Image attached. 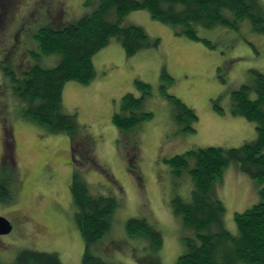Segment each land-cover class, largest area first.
<instances>
[{"label":"rangeland","instance_id":"obj_1","mask_svg":"<svg viewBox=\"0 0 264 264\" xmlns=\"http://www.w3.org/2000/svg\"><path fill=\"white\" fill-rule=\"evenodd\" d=\"M244 1L264 18V0ZM99 3L0 0V15H6L0 17V185L10 192L0 200V216L13 226L0 235L1 264H15L25 249L56 252L63 264H81L85 241L72 201L75 174L92 196H112L118 202L110 231L92 247L95 255L108 264H178L187 250L185 238L195 233L174 212L172 200H191L195 183L189 168L177 175L166 159L205 147H239L257 137L254 122L232 114V93L254 82L251 70L264 74V33L254 30L248 18L237 28L194 25L201 39H192L148 10L133 11L122 26L143 28L158 46L128 56L113 38L94 56L93 80L66 83L63 111L76 115L75 131L53 132L26 116L25 102L13 93L4 67L21 78L31 65L56 66L60 56L41 52L38 30L76 22ZM164 70L173 78L170 84L163 79ZM137 80L151 87L141 111L152 116L120 129L113 116L124 95L141 96ZM165 83L168 94L198 115L195 132L183 131L184 125L174 119V103L162 92ZM234 165L224 170L211 192L225 205L224 227L237 236L235 215L261 201L264 182L237 172ZM131 218L146 219L155 227L162 234V248L153 249L144 235L129 236L126 223ZM202 232L213 234L218 228ZM216 242L218 255L231 247L230 241Z\"/></svg>","mask_w":264,"mask_h":264},{"label":"trees","instance_id":"obj_2","mask_svg":"<svg viewBox=\"0 0 264 264\" xmlns=\"http://www.w3.org/2000/svg\"><path fill=\"white\" fill-rule=\"evenodd\" d=\"M138 10H148L155 19L180 26L179 33L192 39H201L194 25L213 28L221 24L237 28L239 22L247 18L254 30L264 33V18L256 15L252 5L244 0H100L93 12L76 22L61 27L44 26L38 30L35 37L41 52L60 56L56 66L43 68L39 64L31 65L21 78L4 67L5 74L11 76L13 93L25 102L24 114L53 132L75 131L76 115L63 111L66 83L77 81L87 84L93 80L94 56L113 38L118 39L128 56L158 46V41L152 42L143 28L122 26L124 18ZM0 17L4 19L6 15L2 13ZM251 72L254 82L232 93V114L254 122L257 137L239 147H205L166 159L177 175L189 168L195 183L191 200L180 196L172 200L174 212L182 216L185 226L195 233L193 237L185 238L187 250L180 256L178 264H264V187L260 190L259 203L235 215L237 236L224 227L225 205L211 192L215 181L231 164H235L240 172L264 182V74L255 69ZM162 76L168 84L173 81L166 70ZM136 84L142 91L141 96L124 95L120 111L113 116L114 124L120 129H131L152 116L141 111L151 87L139 80ZM166 88L165 83L162 92L174 103V119L184 125L183 131L195 132L198 115L182 100L168 94ZM8 139L7 147L10 146ZM7 150L10 151L9 148ZM71 194L77 226L85 241L81 264H108L92 252V247L110 231L111 217L118 206L116 198L92 196L85 182L80 181L76 174ZM9 195L6 186L0 185V200L8 199ZM210 226H216L218 232H202ZM126 230L131 237L146 236L155 250L163 246L162 234L146 219H129ZM216 239L230 241L231 247L218 255ZM15 264L63 263L56 252L25 249L17 255Z\"/></svg>","mask_w":264,"mask_h":264},{"label":"water","instance_id":"obj_3","mask_svg":"<svg viewBox=\"0 0 264 264\" xmlns=\"http://www.w3.org/2000/svg\"><path fill=\"white\" fill-rule=\"evenodd\" d=\"M12 229L13 226L11 222L7 218L0 216V235L8 234Z\"/></svg>","mask_w":264,"mask_h":264},{"label":"crops","instance_id":"obj_4","mask_svg":"<svg viewBox=\"0 0 264 264\" xmlns=\"http://www.w3.org/2000/svg\"><path fill=\"white\" fill-rule=\"evenodd\" d=\"M234 168H236V169H237V172L239 171L236 165H234Z\"/></svg>","mask_w":264,"mask_h":264}]
</instances>
